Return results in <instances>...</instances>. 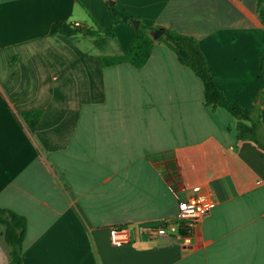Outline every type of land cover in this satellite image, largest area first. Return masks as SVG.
Instances as JSON below:
<instances>
[{
    "label": "crops",
    "instance_id": "1",
    "mask_svg": "<svg viewBox=\"0 0 264 264\" xmlns=\"http://www.w3.org/2000/svg\"><path fill=\"white\" fill-rule=\"evenodd\" d=\"M109 1L195 38L224 97L257 105V0ZM106 3L0 0V209L25 219L23 264H264V153L204 106L201 81L157 39L143 67L103 66L135 35ZM63 24L114 34L64 36ZM260 116L264 128V102ZM199 189L217 205L188 243L141 233ZM123 227L133 241L114 245ZM0 264H11L1 227Z\"/></svg>",
    "mask_w": 264,
    "mask_h": 264
},
{
    "label": "trees",
    "instance_id": "2",
    "mask_svg": "<svg viewBox=\"0 0 264 264\" xmlns=\"http://www.w3.org/2000/svg\"><path fill=\"white\" fill-rule=\"evenodd\" d=\"M108 2L109 0H107L106 8L113 16L115 23L133 27L132 23L136 20L124 14L115 4L110 6ZM257 13L259 21L264 28V0H257ZM134 30L135 35L127 52L120 57L101 59L103 66L127 63L136 69L143 67L151 54L153 46L150 33L162 30V35L157 39V42L163 44L174 53L179 63L192 71L201 81L204 106L212 110L220 108L226 111L235 122L236 139L239 141H250L264 153V128L260 116V107L264 102V55L260 64L259 85L257 88L259 104L251 109H245L229 102L216 87L207 67L205 57L195 38L179 34L171 29L147 26L141 23ZM58 33L64 36L78 33L89 35L102 33L110 37L114 34L112 27L90 31L65 24L58 26ZM40 115V111H32L23 113L22 117L30 130H33ZM0 227L3 240L9 250L11 264H23V242L26 235L25 219L9 210L0 209Z\"/></svg>",
    "mask_w": 264,
    "mask_h": 264
},
{
    "label": "built area",
    "instance_id": "3",
    "mask_svg": "<svg viewBox=\"0 0 264 264\" xmlns=\"http://www.w3.org/2000/svg\"><path fill=\"white\" fill-rule=\"evenodd\" d=\"M73 27L78 28L79 25L73 24ZM171 189L176 195L172 185ZM216 205L206 189L195 190L178 202L174 217L145 226L141 233L147 238L179 237L188 243L192 229L198 227ZM110 237L114 245H127L133 241L132 231L126 227L111 230Z\"/></svg>",
    "mask_w": 264,
    "mask_h": 264
},
{
    "label": "water",
    "instance_id": "4",
    "mask_svg": "<svg viewBox=\"0 0 264 264\" xmlns=\"http://www.w3.org/2000/svg\"><path fill=\"white\" fill-rule=\"evenodd\" d=\"M108 4L111 6V5H113V2L112 1H109ZM138 25H139V22L138 21H134L132 23V26H133L134 29H136L138 27ZM161 35H162V30H156L153 33H151V38H152V40H156ZM255 104H259V100H256Z\"/></svg>",
    "mask_w": 264,
    "mask_h": 264
}]
</instances>
